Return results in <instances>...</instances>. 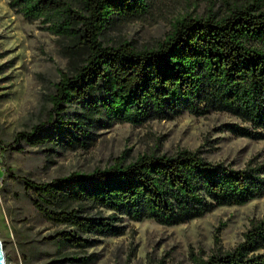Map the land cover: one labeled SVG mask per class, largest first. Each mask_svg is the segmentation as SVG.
<instances>
[{
	"label": "trees",
	"instance_id": "1",
	"mask_svg": "<svg viewBox=\"0 0 264 264\" xmlns=\"http://www.w3.org/2000/svg\"><path fill=\"white\" fill-rule=\"evenodd\" d=\"M164 5L165 0H10L12 11L57 38L67 69H59L43 119L10 143L0 139V153H23L27 146L50 157L59 150H88L99 127H139L183 112L227 113L236 121L222 131L264 141V0H223L217 11L176 18L153 47L106 41L115 27L157 20ZM6 171L40 214L70 228L49 240L73 247L89 246V237L123 236L125 218L180 225L264 197L260 154L236 168L209 161L202 149L154 150L49 182L9 166ZM225 226L216 229L210 254L191 249V264H264V217L251 219L243 240L230 249L220 238Z\"/></svg>",
	"mask_w": 264,
	"mask_h": 264
},
{
	"label": "rangeland",
	"instance_id": "2",
	"mask_svg": "<svg viewBox=\"0 0 264 264\" xmlns=\"http://www.w3.org/2000/svg\"><path fill=\"white\" fill-rule=\"evenodd\" d=\"M0 0V139L10 143L17 133L29 131L43 119L50 106L53 84L60 79L59 69H67L57 38L30 23ZM223 0H165L157 20L136 21L109 30L106 41L131 42L138 49L153 47L171 29V22L186 14L203 15L217 11ZM236 119L227 113L211 112L197 117L188 112L143 126L113 123L94 130V143L88 150H59L47 156L39 148L27 146L21 153H0V241L6 264H191L190 251L210 254L216 229L226 249L243 240L253 218L264 217V197L242 206L215 209L204 217L180 225H162L154 220L142 222L125 218L127 231L119 237H89L87 247L54 244V237L70 228L56 225L40 214L24 187L9 177L15 173L42 182L106 168L125 156L126 162L159 150L174 154L179 149H202L212 162L243 168L254 156L264 157V141H254L222 131ZM105 216L110 211L103 210ZM76 259V260H75Z\"/></svg>",
	"mask_w": 264,
	"mask_h": 264
},
{
	"label": "water",
	"instance_id": "3",
	"mask_svg": "<svg viewBox=\"0 0 264 264\" xmlns=\"http://www.w3.org/2000/svg\"><path fill=\"white\" fill-rule=\"evenodd\" d=\"M0 264H5L4 254H3V246L1 244V241H0Z\"/></svg>",
	"mask_w": 264,
	"mask_h": 264
},
{
	"label": "bare ground",
	"instance_id": "4",
	"mask_svg": "<svg viewBox=\"0 0 264 264\" xmlns=\"http://www.w3.org/2000/svg\"><path fill=\"white\" fill-rule=\"evenodd\" d=\"M3 254H4V260H5V264H6V257H5V253H4V251H3Z\"/></svg>",
	"mask_w": 264,
	"mask_h": 264
}]
</instances>
